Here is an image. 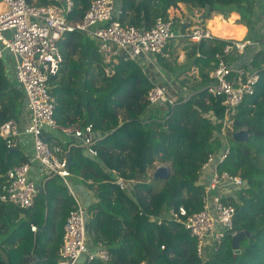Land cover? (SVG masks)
<instances>
[{"label": "trees", "instance_id": "trees-1", "mask_svg": "<svg viewBox=\"0 0 264 264\" xmlns=\"http://www.w3.org/2000/svg\"><path fill=\"white\" fill-rule=\"evenodd\" d=\"M94 1L75 0L68 18L82 19ZM27 2L50 4L47 0ZM181 5L198 10L199 16L209 7L207 19L217 14L227 20L239 12L241 24L255 29V0H120L117 18L126 27L150 29L158 19L169 20L171 10ZM190 15L183 18L190 21ZM188 42L172 40L166 48L170 57H159L167 73L188 75L196 68V60L211 59L227 45L226 41H203L192 54ZM59 47L64 62L51 80L57 123L61 127L80 123L95 134L105 133L94 146L97 157L84 148H70L75 141L58 145L71 154L73 178L95 195L88 203L89 242L108 246L113 255L110 264H202L196 240L181 223L167 216L180 207L190 214L201 210L205 189L199 184L200 172L209 155L222 146L214 133L222 128L224 107L221 98L205 90L209 74L199 71L195 77L198 84H194L197 90L190 89L194 94L188 101L181 99L173 108L150 107L147 97L156 83L139 63L119 58L105 65L96 41L79 32L66 34ZM186 50L187 62L180 64V53ZM227 59L235 67L241 55L234 52ZM241 66L260 72L255 94L245 99L233 126L235 132L247 129L250 138L245 143L232 139L231 154L219 168L246 182L227 202L237 210L235 230L248 232L250 237L241 242L240 254L233 251L232 239L227 238L206 264H264V50L253 53ZM187 82L185 79L181 87ZM16 84L0 59V121H19L25 111V96ZM14 149L18 152L9 154L0 137L1 183L10 169L28 162L18 145ZM157 162L169 165L172 171L159 189V180L142 181ZM117 177L139 182L130 194L117 186ZM39 190L28 210L0 202V264H32L36 257L38 264H57L64 225L75 202L59 177L47 179ZM151 216L162 219V224L152 221ZM33 226L37 232L32 231Z\"/></svg>", "mask_w": 264, "mask_h": 264}, {"label": "built area", "instance_id": "built-area-1", "mask_svg": "<svg viewBox=\"0 0 264 264\" xmlns=\"http://www.w3.org/2000/svg\"><path fill=\"white\" fill-rule=\"evenodd\" d=\"M47 1L49 5L36 6L27 0H0V59L4 60L6 53L12 57L13 80L24 93L25 111L29 115V123L23 129L17 120L0 121V137L9 149H14L22 136H28L33 147L28 162L10 169L5 181H0V202L21 210L32 208L40 192L31 176L35 167L39 166L49 179L61 178L75 202V209L70 212L64 225L57 264L95 261L110 264L113 255L108 246L103 242L92 245L88 240L90 202L82 199L70 180L73 176L67 153L58 145L50 144L51 138L54 139L53 133L59 132L81 140V143L76 142L70 148H84L97 157L94 146L99 139L91 127H83L80 123L61 127L55 119L56 98L51 80L64 62L59 42L66 34L79 32L96 41L105 65L123 58L139 63L149 73L150 69L159 71V57H170L166 48L174 39H187L198 45L203 41H226L223 52L210 59L214 67L208 73L210 82L205 88L209 94L222 99L224 119L221 130L214 133V139L222 144L221 149L209 155L200 172L199 184L205 189L202 208L190 214L185 207H180L170 210L167 216L181 223L196 240L197 255L202 264H206L227 238L232 239L238 233L234 222L237 210L227 201L243 189L246 182L241 176L222 171L219 167L231 154V141L236 133L233 129L235 118L245 99L255 94L260 80L259 70L233 67L228 62L227 57L234 52L244 54L249 46L246 39L229 40L215 33L214 16L207 19L196 15L187 21L177 13L170 12L169 20L158 19L152 28L139 29L122 25L117 18L121 11L116 8L114 0H95L78 21L68 18L75 0ZM262 34L264 39V28ZM193 94H180L170 84H156L147 99L150 107L161 105L173 108L181 99L188 101ZM116 184L124 192H133L137 183L134 179L117 177ZM150 218L162 224V219ZM32 231L37 232L38 228L33 226Z\"/></svg>", "mask_w": 264, "mask_h": 264}, {"label": "crops", "instance_id": "crops-1", "mask_svg": "<svg viewBox=\"0 0 264 264\" xmlns=\"http://www.w3.org/2000/svg\"><path fill=\"white\" fill-rule=\"evenodd\" d=\"M116 6H118L120 4V0H114ZM173 10V11H172ZM171 12L172 13H177L178 16H182L185 17L183 15L187 14L186 13V8L184 5H181L180 8L178 9H172ZM198 10L194 9L192 10L190 13V16H195L198 15ZM235 14L234 17V21H232L234 26H238V27H242L244 29H246V42L248 43V48L246 49V51L244 52V54L241 55V59L238 61V66L244 65L249 61V58L252 56V54L260 51V50H264V39H263V28H264V0H255V8L253 10V15H252V22L254 25V30H252L250 27L248 26H244V25H238L237 21L241 19L240 13L239 12H233L230 15L231 16ZM228 18L227 20H224L225 22L229 21ZM232 26V27H234ZM236 33V34H235ZM232 37H238L237 32H233V35H229ZM236 38L232 39L235 40ZM242 41V40H239ZM188 43H190V45H192V48H189V51L193 54L194 50L197 49L198 44H192V41H189ZM251 43V45L249 44ZM193 51V52H192ZM187 50L186 51H181L180 56H179V63L183 64V62H187ZM192 54L190 55V59L192 58ZM12 58V57H11ZM168 59V58H166ZM5 60V58H4ZM4 60L3 63H4ZM160 63V62H159ZM13 61L10 62L8 64V67H5L7 76L9 78H11L13 80V75H14V69H13ZM5 66V65H4ZM195 66L196 68H194V71H192L190 74L186 75V73L178 74L177 76L173 73H167L166 70H164L161 66V64H159V75L156 74V70L150 69L151 74L153 73L154 76L152 77L149 73L150 78L157 84H170L172 86L175 87V89H177L179 91L180 94H186V93H191L190 92V88H189V83H193V84H198V82L195 80V77L199 76V74L197 75V73H195L196 69L198 68L199 71H204L207 74L211 71V69H213L214 65L213 62L209 59V58H201L195 61ZM10 71V72H9ZM181 75V76H180ZM187 79V85L184 87H181L182 82ZM180 87L182 89H180ZM19 123L21 125V128H25L28 123H29V115L28 113H26L25 111L21 114L20 119H19ZM61 134L59 132L53 133L52 137H54V139L52 141H50V144H52L53 146H57L61 143L63 144H67L69 143V141L71 140L70 138L68 139H64L63 137L60 136ZM72 141V140H71ZM18 147L21 149L23 155L28 158L31 157L32 153H33V147H32V141L31 138L28 136H22L20 138V140L18 141ZM69 152H67L68 154ZM32 178L37 182L38 186H42L44 184V182L49 179L47 178L46 174H44L42 172V170L38 167L33 168L32 173H31ZM71 182L74 184L75 189L77 190V192L81 195L82 199H84V201L86 203L88 202H93L95 200V195L93 192H91L89 189L85 188V186H83V184H81L80 180L77 178H71L70 179ZM135 188V187H134ZM126 193H132V192H126ZM21 221H23V218L21 219Z\"/></svg>", "mask_w": 264, "mask_h": 264}, {"label": "rangeland", "instance_id": "rangeland-1", "mask_svg": "<svg viewBox=\"0 0 264 264\" xmlns=\"http://www.w3.org/2000/svg\"><path fill=\"white\" fill-rule=\"evenodd\" d=\"M185 6V8H186V13H190L192 10H194V9H192V8H190L189 6H186V5H184ZM214 21L216 22V23H214L215 24V28H214V31H215V33H218L219 35H221L223 38H227L229 35H233V32L235 31V32H237V35H238V37L235 39V41H239V40H245L247 37H244V36H246V29H244V28H242V27H238V26H234L233 24H235V23H233L232 21H234L235 22V20H234V17H235V14H233L232 16H231V18L229 19V21H227V26L226 25H224L223 24V21H222V17L220 16V15H217V14H214ZM237 24L238 25H242L241 24V21L240 20H238L237 21ZM232 26H234V27H232ZM245 26V25H244ZM249 27V26H248ZM224 34V35H223ZM236 34V33H235ZM191 48H192V45H189ZM190 48V49H191ZM193 52V51H192ZM13 61V59L11 58V56L8 54V53H6L5 54V60H4V65H5V67H8V64L10 63V62H12ZM13 64H14V61H13ZM196 72L195 73H197V75L199 74V69L197 68L196 70H195ZM10 72V71H9ZM159 72L160 71H156L155 73L156 74H158L159 75ZM152 77L154 76V74L152 73L151 74V72L149 73ZM17 85V84H16ZM161 85V84H160ZM18 86V85H17ZM189 87H190V89L191 90H197V86H195L193 83H189V85H188ZM19 87V86H18ZM166 111V109L165 108H162V111H161V113H164ZM61 134V133H60ZM61 137H63L64 139H68L69 137H67V136H65V135H63V134H61L60 135ZM54 142H55V139H54ZM61 143V142H60ZM165 166V167H168V168H170V166L169 165H167V164H162V163H159V162H157L156 164H155V168H153V169H151L149 172H148V174H147V177H145L142 181H152V179H153V174H154V172H155V170L157 169V166ZM158 166V167H159ZM136 181V183H138L139 181L138 180H135ZM163 182L164 181H159L158 182V184L157 185H159V186H157V189H159L160 187H161V185L163 184Z\"/></svg>", "mask_w": 264, "mask_h": 264}, {"label": "water", "instance_id": "water-1", "mask_svg": "<svg viewBox=\"0 0 264 264\" xmlns=\"http://www.w3.org/2000/svg\"><path fill=\"white\" fill-rule=\"evenodd\" d=\"M208 11H209V7H207L205 14L202 15V18H206V14L208 13ZM95 137L98 139H103L105 137V133H98L95 135ZM249 138H250L249 131L247 129H242L234 134L233 140L237 143H245L249 140ZM71 140L77 143H81L80 139H75L74 137H72ZM12 152H18V150L10 149L9 154ZM245 154L246 156H249V153L247 151H245ZM67 157H68V162H69V167H70L72 165L71 154L68 153ZM171 175H172V171L170 168L165 167V166H160L155 170L153 174V178L155 180L165 182L171 177ZM248 237H250V234L245 231L238 232L236 235H234V237L232 238L231 246H232L233 251L236 254L241 253V242ZM38 262H39V258L36 257L35 261L32 264H38Z\"/></svg>", "mask_w": 264, "mask_h": 264}, {"label": "bare ground", "instance_id": "bare-ground-1", "mask_svg": "<svg viewBox=\"0 0 264 264\" xmlns=\"http://www.w3.org/2000/svg\"><path fill=\"white\" fill-rule=\"evenodd\" d=\"M223 24L227 26V22H223Z\"/></svg>", "mask_w": 264, "mask_h": 264}]
</instances>
